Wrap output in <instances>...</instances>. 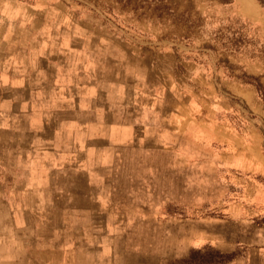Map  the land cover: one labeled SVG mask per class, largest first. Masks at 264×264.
<instances>
[{
    "label": "clouds",
    "instance_id": "obj_1",
    "mask_svg": "<svg viewBox=\"0 0 264 264\" xmlns=\"http://www.w3.org/2000/svg\"><path fill=\"white\" fill-rule=\"evenodd\" d=\"M0 64L58 101L0 156V264H264V0H0Z\"/></svg>",
    "mask_w": 264,
    "mask_h": 264
},
{
    "label": "rangeland",
    "instance_id": "obj_2",
    "mask_svg": "<svg viewBox=\"0 0 264 264\" xmlns=\"http://www.w3.org/2000/svg\"><path fill=\"white\" fill-rule=\"evenodd\" d=\"M201 2H206V0H201ZM63 30V29H62ZM39 39V38H38ZM38 60L46 65V61L42 57ZM5 71L3 64H0V72ZM7 74L11 78L14 75V69L8 68ZM25 87H28L26 82ZM16 89H0V124L5 125V127L0 128V156L6 155L11 152L12 155L20 156L23 160H27V153L31 152L35 155L36 152L40 151L41 147H33L32 142L37 138V135L31 131L32 122H35L37 126H43L47 128V122L44 119V112L46 111V105L58 103L55 98L51 95V88L45 89V95L42 101L35 102V108L33 109L32 96L26 94L24 99L29 103L28 116L29 119H21L22 113L20 111V102L16 99ZM77 104L80 102V97H76ZM205 115L208 112L205 111ZM239 132V129H237ZM229 138L231 134H228ZM40 138L44 139L43 134H40ZM227 156L228 154H224ZM42 179V175L37 169L36 180L37 184L34 186V190H29V196L35 204L40 203V196L43 193V188L40 186L39 181ZM23 190V187H21ZM79 210H63L60 212V221L63 223L65 220L72 222L76 218V214ZM24 215L27 216L29 213L24 211ZM40 213L36 214V219H38ZM187 264H224V261L216 256L211 251L200 254L195 253L186 258Z\"/></svg>",
    "mask_w": 264,
    "mask_h": 264
}]
</instances>
